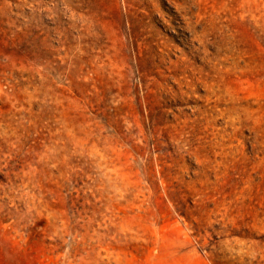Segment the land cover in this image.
Wrapping results in <instances>:
<instances>
[{
  "label": "rangeland",
  "instance_id": "374dc122",
  "mask_svg": "<svg viewBox=\"0 0 264 264\" xmlns=\"http://www.w3.org/2000/svg\"><path fill=\"white\" fill-rule=\"evenodd\" d=\"M0 264H264V0H0Z\"/></svg>",
  "mask_w": 264,
  "mask_h": 264
}]
</instances>
